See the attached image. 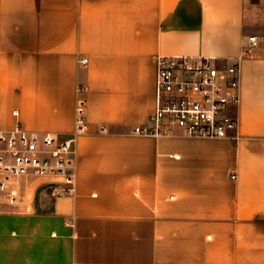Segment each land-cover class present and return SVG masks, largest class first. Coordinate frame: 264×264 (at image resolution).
Listing matches in <instances>:
<instances>
[{
    "label": "crops",
    "instance_id": "0c3cea01",
    "mask_svg": "<svg viewBox=\"0 0 264 264\" xmlns=\"http://www.w3.org/2000/svg\"><path fill=\"white\" fill-rule=\"evenodd\" d=\"M158 55L238 62L237 141L133 133ZM17 123L74 139L75 186L18 180L0 264H264V0H0V132Z\"/></svg>",
    "mask_w": 264,
    "mask_h": 264
},
{
    "label": "built area",
    "instance_id": "2783aa9c",
    "mask_svg": "<svg viewBox=\"0 0 264 264\" xmlns=\"http://www.w3.org/2000/svg\"><path fill=\"white\" fill-rule=\"evenodd\" d=\"M258 47L257 36H248L242 55L252 56ZM86 61V58L80 60L83 64ZM84 91L82 86L76 88L78 94ZM239 93L238 62L216 64L215 59L209 57L158 55L154 109L147 123L135 126L133 133L237 141ZM85 104V97L77 99L75 134L86 128ZM73 142V138L60 141L49 133L25 131L19 123L10 131L0 132V202L4 197L16 200L17 182L26 175L58 176L60 183L52 188L51 194L73 193Z\"/></svg>",
    "mask_w": 264,
    "mask_h": 264
},
{
    "label": "rangeland",
    "instance_id": "374dc122",
    "mask_svg": "<svg viewBox=\"0 0 264 264\" xmlns=\"http://www.w3.org/2000/svg\"><path fill=\"white\" fill-rule=\"evenodd\" d=\"M0 203L3 205H6V206L8 205V206H12V207H17L18 206V197L15 201L12 200L11 197H4Z\"/></svg>",
    "mask_w": 264,
    "mask_h": 264
}]
</instances>
